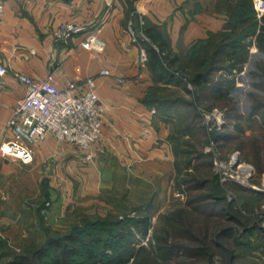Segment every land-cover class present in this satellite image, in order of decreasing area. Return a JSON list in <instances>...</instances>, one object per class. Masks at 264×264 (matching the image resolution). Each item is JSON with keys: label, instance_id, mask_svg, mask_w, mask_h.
Returning a JSON list of instances; mask_svg holds the SVG:
<instances>
[{"label": "crops", "instance_id": "0c3cea01", "mask_svg": "<svg viewBox=\"0 0 264 264\" xmlns=\"http://www.w3.org/2000/svg\"><path fill=\"white\" fill-rule=\"evenodd\" d=\"M236 1L0 0V63L8 70L0 75V145L11 136L7 123L25 93L17 73L48 79L59 89L81 88L92 76L106 107L100 136L88 150L48 133L31 145L28 163L0 155V236L9 219L36 216L38 210L23 198L42 204L46 176L51 202L46 217L55 222L77 200L126 211L129 202L169 195L174 157L167 125L145 101L153 78L141 60L144 39H137L142 35L136 13L173 47L189 46L220 31ZM64 20L84 29L57 40L52 33ZM103 68L111 74H102Z\"/></svg>", "mask_w": 264, "mask_h": 264}, {"label": "rangeland", "instance_id": "374dc122", "mask_svg": "<svg viewBox=\"0 0 264 264\" xmlns=\"http://www.w3.org/2000/svg\"><path fill=\"white\" fill-rule=\"evenodd\" d=\"M136 14L139 35H142L137 36V39H144L139 41L145 50L146 59L143 62H146L145 47H159L149 41L145 31L146 16L138 11ZM263 14L264 12H246L240 17L244 22L239 21L238 17H232L225 27L224 32L228 33L236 21L237 34L233 37L237 40L239 38L248 50L241 70L237 68L238 63L229 60L231 57L227 51L216 56L212 53L215 48L213 44L223 38V32L218 33L212 40L202 43L195 41L189 46L173 47L169 43L170 47L162 50H169L177 56L172 69L180 80L166 84L153 78L149 92L150 96L168 101L166 112L159 111L156 106L151 107L157 112L158 118L167 125L168 136L173 137V140L168 139L175 161L174 184L169 195H159L155 199L148 197L147 201L136 203L129 202L125 204L128 209L126 211L108 210L98 201L77 200L67 207L59 221L55 222L46 217L47 208L51 204L49 178L46 176L44 180L47 186L40 193L45 199L42 204L38 198H23L25 205L38 210L36 216L9 219L11 224L3 230L0 236V264L11 260L16 254H30L34 245H40L47 237L60 236L75 225L87 227L89 223L96 221L111 223L128 216L149 217L148 235L143 238L137 235L133 241L136 243L135 247L143 245L147 251L151 250V253L146 252L142 256L139 254L138 260L144 258L152 261V256L156 257L153 247L157 243V237L167 236L170 241L178 237L177 241L188 247L199 246V242H192L180 236V228L189 227L199 238L203 237L200 229H208L214 238L223 230L228 232L226 237L217 239L227 249L211 248V264H229L230 252L237 256L233 260L234 264H264V108H257L258 105H264V92L259 86L262 78L257 75L261 74V69L264 70V52L255 44L257 32L252 35L254 23L258 27ZM211 60L216 61L215 65L231 69V72L225 69L215 71L206 76V85H194L190 80L192 72L202 70L203 68L199 67L207 65ZM232 80L233 85L230 82ZM218 82L224 87L226 96L217 97L212 91V86ZM216 118L220 119V124ZM234 154H237V160L229 165ZM241 166L250 169L249 176L242 175L245 173L240 172ZM188 171L200 180L208 179L203 193L217 190L225 196L219 207L211 208L212 213L219 212L218 214L214 213L212 216L211 213V217H205L188 204L194 192L187 188L189 184L187 186L181 182L184 177L191 178L186 174ZM199 191L196 190L195 193ZM222 207L225 213H231L242 223L227 219L221 210ZM20 231L22 232L19 233ZM184 253L183 251L178 257L180 262L175 258L167 260L164 264H198L203 261L200 256H186Z\"/></svg>", "mask_w": 264, "mask_h": 264}, {"label": "trees", "instance_id": "16d2710c", "mask_svg": "<svg viewBox=\"0 0 264 264\" xmlns=\"http://www.w3.org/2000/svg\"><path fill=\"white\" fill-rule=\"evenodd\" d=\"M250 11H252V13L255 12L252 0H237L230 9L224 27L220 31L209 32L208 39H199L197 41L202 43L212 40L214 37L218 36V33L223 32L221 34L223 38H220V41L213 44L215 48L212 53L216 56L227 51L228 56L231 57L229 60H234L238 63L237 68L238 70H241L243 63L246 61L248 50L246 45H243V43L239 41V38L237 40L233 37L237 34L235 29L237 22L235 21L231 26V31L228 33L224 31L229 19L236 17V19L239 18V21L244 22L245 20L240 17L246 12L250 13ZM253 27L252 35L257 32L255 34V44L260 51L264 52V14L261 17L260 25L257 27L256 23H254ZM145 31L148 35L149 41L157 44L159 47L157 49L152 45H147L145 47L147 52L146 65L152 78L166 84L180 81L177 79L172 69L176 63L177 56L172 54L169 50H167V52L163 51L164 53L162 52V50L170 47V42L166 36L161 33L158 27L149 24H147ZM215 62V60H211L207 65L199 67L203 68L202 70L197 69L192 72L190 80L194 85L203 87L207 84L206 76L215 71L225 69L231 72V69L223 65H215ZM252 74L256 75L257 73ZM257 75L259 78H262L259 86L264 92V70L262 71L261 69V74ZM230 82L232 85L234 84L233 80ZM150 89L147 92L145 101L150 106H156L159 111L166 112V104L168 101L166 102L165 99H159L156 96H150ZM212 91L217 97L226 96L224 87L220 82L214 83ZM174 103H176V101H174ZM254 107L256 108V105ZM257 108L263 109L264 105H258ZM168 139L173 140L172 135L171 137L169 135ZM186 174L187 176L190 175L191 178L187 179L184 177L181 179V182L185 185L187 184V186L189 184V187L187 188H191L192 192H194L192 194L193 197L188 200V204L199 214H203L205 217H211L213 211L211 208L219 207L221 202L225 199V196L220 192L218 193L217 190L208 194L203 193L202 190L207 186L208 179L200 180L198 177H194V173L189 171ZM196 190L201 191L195 193ZM258 194L261 195L263 193ZM206 208H209V210H206ZM221 210L227 219H231L235 223H242L231 213H225L224 207H222ZM214 213L215 212L212 213V216L219 212ZM149 225L148 216L136 218L128 216L127 218H123V220H117L111 223L96 221L89 223L87 227H85L86 225L84 227L75 225L60 236L47 237L40 245H34L31 247L32 250L30 251V254H16L14 258L8 260L4 264H129L130 262H132V264H162L160 262H163L164 264L167 260L169 261L175 258L180 262L178 257H180V254L183 251L186 256H200V259L203 261L198 264H211L209 263L212 254L211 248H221L222 250L227 249L223 243L217 241V239L220 240L227 236L228 232L226 230L218 233L217 237L214 238L209 234L208 229H204L205 231L200 229L199 231H202L203 237L199 238L189 227H184L180 228L178 231L180 236L184 238L186 237L192 242H199V246L188 247L185 244H182V242H178V237L172 238L173 241H170L167 236L161 238L157 237V243L153 247L156 257L152 256V261L144 258L138 260L137 256L139 254H141V256L146 252H148L147 254H150L151 250L147 251L143 245L138 248L135 247L136 243L133 239L137 235L142 238L146 237L149 233ZM90 227L92 229H90ZM167 232L168 230H166V233ZM238 244L239 241L237 245ZM236 258L237 256L234 255L233 252H230L229 264H234L233 260Z\"/></svg>", "mask_w": 264, "mask_h": 264}, {"label": "built area", "instance_id": "2783aa9c", "mask_svg": "<svg viewBox=\"0 0 264 264\" xmlns=\"http://www.w3.org/2000/svg\"><path fill=\"white\" fill-rule=\"evenodd\" d=\"M252 3L257 13L264 12V0H252ZM2 9L3 5L0 4V11ZM83 29L81 25L64 20L58 23L52 34L63 41ZM145 59V50L141 49V60ZM7 72V67L0 63V75ZM101 73L111 74L107 68L101 69ZM16 76L24 86L25 93L17 100L7 123L11 136L1 143L0 155L28 163L33 160L31 145L48 133L58 140L75 143L83 150H88L99 138L106 107L97 94L94 77H88L81 88L69 85L59 89L48 79H38L25 73H17ZM216 119L220 124V119ZM237 157L234 154L229 165L234 164ZM86 158H91L90 152L86 153ZM237 173L240 175L238 170ZM248 173L242 175L249 176Z\"/></svg>", "mask_w": 264, "mask_h": 264}, {"label": "bare ground", "instance_id": "6f19581e", "mask_svg": "<svg viewBox=\"0 0 264 264\" xmlns=\"http://www.w3.org/2000/svg\"><path fill=\"white\" fill-rule=\"evenodd\" d=\"M241 167H242V166H241ZM249 170H250L249 168H246V167H244V166H243L242 168H240V172H241V173H245V174L248 173Z\"/></svg>", "mask_w": 264, "mask_h": 264}]
</instances>
